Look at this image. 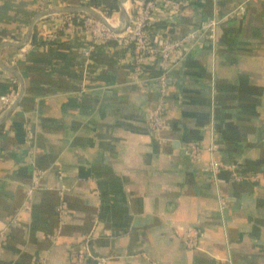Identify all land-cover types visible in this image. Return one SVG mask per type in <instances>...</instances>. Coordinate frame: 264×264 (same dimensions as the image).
<instances>
[{
	"label": "crops",
	"instance_id": "1",
	"mask_svg": "<svg viewBox=\"0 0 264 264\" xmlns=\"http://www.w3.org/2000/svg\"><path fill=\"white\" fill-rule=\"evenodd\" d=\"M90 1L0 0V118L1 97L12 103L22 85L0 130V264H79L85 236L83 264H264V0L230 18L245 0H155V48L226 18L214 44L175 58L159 135L148 123L161 97L157 57L136 83L116 44L84 55L81 26L46 41L57 30L42 11ZM95 1H116L118 22L119 0ZM144 1L125 3L128 18ZM189 143L217 146L216 184L207 152L200 162L183 154Z\"/></svg>",
	"mask_w": 264,
	"mask_h": 264
},
{
	"label": "built area",
	"instance_id": "2",
	"mask_svg": "<svg viewBox=\"0 0 264 264\" xmlns=\"http://www.w3.org/2000/svg\"><path fill=\"white\" fill-rule=\"evenodd\" d=\"M251 0H245L241 4L233 8L226 18L241 17L246 10V4ZM43 9L45 3H41ZM155 9V0H145L141 8L128 18V24L123 27L119 32L115 33L104 24L95 20L91 16L83 12L66 13L46 15L42 19L49 17L50 21L56 24L57 32L46 38V41H55L59 31H69L75 26H81L90 36L91 45L87 51L84 52L85 56H88L90 50L94 46L105 45L114 43L116 46L121 47L124 50L123 63L131 69V74L135 82L139 83L141 76H143L145 70V59L149 57H157L158 65L161 69V76L158 80V92L160 99L157 107L152 110L148 116V123L151 129L157 134L164 129L163 119V107L164 96L166 92L168 74L171 71L177 56L186 55L191 49L202 46L205 42L214 44L217 38V31L220 24L226 19L209 18L203 21L198 28L193 31L187 32L179 39L174 41H168L161 44L160 47L155 48L151 44V38L147 27L151 26V18ZM106 19L108 24L116 27L118 23H114L111 19ZM13 95H5L1 97V107L3 111L9 107L10 101L13 99ZM217 151V146L212 144L206 148L201 147L195 143H189L182 148V152L188 158L195 162L201 161V156L204 152L210 155V159L205 166V170L209 175L211 183L216 184L217 174L220 171V164L214 159V154ZM43 175V172L36 171L34 173L35 180L32 186H28L24 189L25 200H28L33 195V192L38 188L39 181ZM63 192H60V202L57 207L59 212V218L63 216ZM225 202L220 198V207H224ZM3 237V233L0 232V238ZM195 235L191 232L184 243L187 247L195 246ZM90 257L89 252V236H85L77 254V261L79 264H83L87 258ZM100 264H103V260H98Z\"/></svg>",
	"mask_w": 264,
	"mask_h": 264
},
{
	"label": "water",
	"instance_id": "3",
	"mask_svg": "<svg viewBox=\"0 0 264 264\" xmlns=\"http://www.w3.org/2000/svg\"><path fill=\"white\" fill-rule=\"evenodd\" d=\"M127 1L128 0H119V4H118L119 5V18H118V22H117L118 24L116 25V27H113L110 24H108L106 19L103 17V15L99 11H97V10H95L89 6L47 9L45 11H42V13L39 15L38 18H40L42 16H46V15L83 12V13L88 14L89 16L94 18L95 20H98L99 22L104 24L106 27L110 28L113 32L117 33V32H119V30L121 28L126 27L128 24V15H127L125 8H124V5ZM36 21H34L32 23L30 30H29L28 34L26 35L25 39H27L30 36L32 29H33V26H34ZM21 93H22V85L20 84V90L17 94V97L15 98V100L11 103L9 108L5 111V113L0 118V126L2 125L4 120L9 116V114L14 110V108L17 106V102L19 100Z\"/></svg>",
	"mask_w": 264,
	"mask_h": 264
},
{
	"label": "trees",
	"instance_id": "4",
	"mask_svg": "<svg viewBox=\"0 0 264 264\" xmlns=\"http://www.w3.org/2000/svg\"><path fill=\"white\" fill-rule=\"evenodd\" d=\"M87 6L99 11L102 15H104L108 19H111L112 15L118 11V6H117L116 1L100 2V1L93 0V1H90L87 4ZM151 28H152L151 26L147 27L149 33H150ZM32 39H33V42H35L36 40L35 34H33ZM152 42L153 41H151V44ZM1 128L2 127L0 126V130Z\"/></svg>",
	"mask_w": 264,
	"mask_h": 264
}]
</instances>
